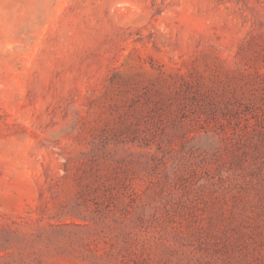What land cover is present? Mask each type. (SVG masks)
<instances>
[{"label":"rangeland","instance_id":"obj_1","mask_svg":"<svg viewBox=\"0 0 264 264\" xmlns=\"http://www.w3.org/2000/svg\"><path fill=\"white\" fill-rule=\"evenodd\" d=\"M0 264H264V0H0Z\"/></svg>","mask_w":264,"mask_h":264}]
</instances>
